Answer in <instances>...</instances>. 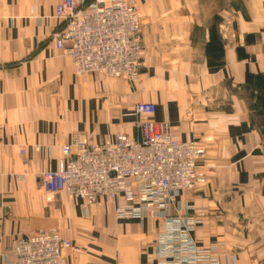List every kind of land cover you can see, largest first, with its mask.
Here are the masks:
<instances>
[{
	"label": "crops",
	"instance_id": "0c3cea01",
	"mask_svg": "<svg viewBox=\"0 0 264 264\" xmlns=\"http://www.w3.org/2000/svg\"><path fill=\"white\" fill-rule=\"evenodd\" d=\"M59 1L0 0V264L11 262L13 242L41 230L83 250L66 251L69 264L161 263L162 219H119L106 199L86 211L65 193L50 201L39 180L59 169L73 134L91 144L137 137L128 115L145 102L156 105L155 120L170 124L175 141L206 152L207 184L179 195L171 215L196 218V242L217 245L220 264H264V126H254L244 97L251 77L264 79V56L252 53L261 49L249 38L258 28L249 18L200 26L206 45L223 48L222 63L211 65L194 61V18H143L139 82L78 78L71 57L55 47Z\"/></svg>",
	"mask_w": 264,
	"mask_h": 264
},
{
	"label": "built area",
	"instance_id": "2783aa9c",
	"mask_svg": "<svg viewBox=\"0 0 264 264\" xmlns=\"http://www.w3.org/2000/svg\"><path fill=\"white\" fill-rule=\"evenodd\" d=\"M55 18L62 25L54 34L55 47L71 57L76 77L140 81L144 20L136 0H60ZM155 115L154 103L135 106L128 116L136 119L137 137L118 134L91 144L85 135L73 134L59 169L40 175L41 187L50 201L65 193L85 211L106 199L116 204L119 219H162L160 264H220L218 246L202 248L194 238L199 221L171 215L179 195L207 184L206 152L198 142L175 141L170 124ZM66 251L83 253L56 230H41L13 242L9 264H69Z\"/></svg>",
	"mask_w": 264,
	"mask_h": 264
},
{
	"label": "rangeland",
	"instance_id": "374dc122",
	"mask_svg": "<svg viewBox=\"0 0 264 264\" xmlns=\"http://www.w3.org/2000/svg\"><path fill=\"white\" fill-rule=\"evenodd\" d=\"M229 1L230 5L228 0H142V3L141 0H136V4L142 18H194L192 28L194 61L202 62L207 59L211 65H218L223 61L221 45L217 42L206 45L200 32V26L211 25L213 27L218 22L211 18H219L221 21L223 18H249V21L254 23L252 29L257 30L258 28V31L249 34L250 43L256 42V46L261 49L252 53L264 56V0ZM197 18L205 19L206 23L199 25L196 23ZM185 55L188 57L190 51L176 53V56L185 57ZM181 67L182 70L185 68L184 65ZM105 80L122 81L106 78ZM247 90L244 97L248 102L254 126H264V79L251 77ZM237 245L242 246L241 243ZM255 261L256 259H252V262Z\"/></svg>",
	"mask_w": 264,
	"mask_h": 264
},
{
	"label": "bare ground",
	"instance_id": "6f19581e",
	"mask_svg": "<svg viewBox=\"0 0 264 264\" xmlns=\"http://www.w3.org/2000/svg\"><path fill=\"white\" fill-rule=\"evenodd\" d=\"M144 53V52H143Z\"/></svg>",
	"mask_w": 264,
	"mask_h": 264
}]
</instances>
